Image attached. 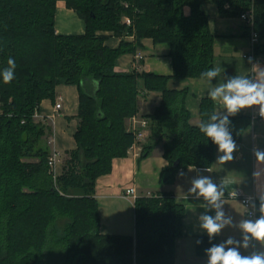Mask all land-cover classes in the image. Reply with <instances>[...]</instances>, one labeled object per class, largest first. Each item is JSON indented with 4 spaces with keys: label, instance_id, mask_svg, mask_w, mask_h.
Wrapping results in <instances>:
<instances>
[{
    "label": "trees",
    "instance_id": "trees-1",
    "mask_svg": "<svg viewBox=\"0 0 264 264\" xmlns=\"http://www.w3.org/2000/svg\"><path fill=\"white\" fill-rule=\"evenodd\" d=\"M59 1L84 20V34L56 32ZM206 3L222 17H240L253 7L260 34L255 51L264 53V0H0V72L8 58L16 61L11 83L0 76V264H175L186 209L174 195L138 197L134 236L104 235L95 184L112 171L114 159L129 155L134 136L126 122L137 115L144 91L160 93L161 102L147 118L150 140L139 159L163 143L168 166L160 183L174 184L189 167L213 166L216 145L190 123L188 91L169 86L174 79L206 78L201 73L214 66ZM99 32L134 35L135 41L111 48ZM146 38L169 44L172 75L115 70L118 58L135 53ZM90 81L97 83L95 91ZM60 84L78 87L79 124L77 148L56 177L42 145L46 127L35 117ZM216 105L202 100L201 123L210 122ZM228 119L232 138L240 141L251 120ZM60 220H66L62 227ZM213 246L215 238H197V256L208 257Z\"/></svg>",
    "mask_w": 264,
    "mask_h": 264
},
{
    "label": "crops",
    "instance_id": "crops-1",
    "mask_svg": "<svg viewBox=\"0 0 264 264\" xmlns=\"http://www.w3.org/2000/svg\"><path fill=\"white\" fill-rule=\"evenodd\" d=\"M208 15L210 30L214 34V66L221 68L219 76L212 78H179L170 82L171 89L187 90L185 99L186 109L189 111L190 123L194 126L201 124V102L210 98L212 88L220 83H226L235 76H244L253 82L260 79L264 71V53L255 51V58H249L251 41L246 24L239 17H222L215 4L206 3L202 6ZM189 9H187L188 12ZM86 24L78 14L69 9L65 2L57 4L56 32L64 35H81L85 33ZM106 35V45L117 48L122 41L133 43L135 37L115 36L113 32H99ZM142 48L135 53L120 56L116 62L115 70L119 72H150L158 75H172L173 62L169 55V44H156L150 38L142 40ZM90 88L95 91L97 83L90 81ZM161 94L157 92H142L138 97V113L142 118H148L159 106ZM57 103L62 108L56 110ZM215 114L228 115L222 103L216 102ZM79 90L75 85L60 84L56 87L54 100L45 99L40 104L36 113V121L47 129L48 150L50 156L55 152L60 153V158L54 168L55 176L63 174L64 165L69 157V152L77 148L74 135L77 131L79 120ZM260 112V106L254 105L241 109L235 115L228 117L248 118ZM244 122L237 123L236 133L240 132ZM130 127V119L126 122ZM45 136V137H46ZM50 140V142H49ZM148 139L143 145L149 144ZM236 151L233 159L220 162L218 157L223 153L218 151L216 145V160L211 168L201 169L189 167L181 170L174 184L163 185L160 183L161 172L168 166L164 158L163 143L158 144L152 154L143 159L129 154L125 158H116L112 163V171L99 177L95 184V197L99 203L100 233L104 235L134 236L135 234V201L125 197V191L131 186L137 189V198L151 196L154 193L170 192L178 204L186 209L182 224V237L176 242L175 264H208L209 257H199L196 254V242L199 237L215 238L216 246L225 245L236 249L241 256L264 254V241L252 238L245 233L240 224L248 220L255 222L264 212L261 205L264 203V161H259L254 152L264 151V118L256 120L243 130L240 141H236ZM201 177H209L223 194L240 190L245 196L254 198L256 218L247 217L246 209L239 199L221 197L218 201L222 205L224 220L230 223L211 237L202 228L203 215L215 217L217 209L208 200L199 195V190L191 191L193 182ZM245 236H248L245 241ZM231 239V245L226 242ZM245 244L247 246L245 247Z\"/></svg>",
    "mask_w": 264,
    "mask_h": 264
},
{
    "label": "clouds",
    "instance_id": "clouds-1",
    "mask_svg": "<svg viewBox=\"0 0 264 264\" xmlns=\"http://www.w3.org/2000/svg\"><path fill=\"white\" fill-rule=\"evenodd\" d=\"M7 64L8 67L0 72V76H2L5 84L11 83L15 78L16 61L10 57ZM220 73L221 68L213 66L201 73V75L210 81L212 78L219 76ZM209 96L213 102L222 103L228 115L222 118H218L216 114L211 115L210 122L207 124L201 123L199 130L218 146V151L223 153L218 159L223 163L233 159L232 154L237 148L236 142L232 138L228 128V125L231 123L228 116L235 115L241 109L259 105L260 115L264 117V71L260 73V79L256 82L244 76H235L226 83H220L218 86L212 88ZM254 155L259 161H264V151L256 150ZM197 189L199 190V195L203 196L217 209L215 217L203 215L200 218L203 221L202 228L211 237L218 233L225 224L230 223V219H223L224 213L220 210L222 205L218 203L223 196V192L218 191V186L209 177L196 179L193 182L191 191L195 192ZM261 211L264 212V203L261 205ZM240 227L245 233L250 234L252 238L264 241V215L255 222L242 221ZM247 239L248 236H245V241ZM226 243L231 245L233 241L229 239ZM246 246L247 244H245ZM207 253L209 257L208 264H264V254H254L247 257L241 256L234 248H229L225 251V245L223 244L211 247L207 250Z\"/></svg>",
    "mask_w": 264,
    "mask_h": 264
},
{
    "label": "built area",
    "instance_id": "built-area-1",
    "mask_svg": "<svg viewBox=\"0 0 264 264\" xmlns=\"http://www.w3.org/2000/svg\"><path fill=\"white\" fill-rule=\"evenodd\" d=\"M247 26L249 38L251 41V53L249 58H255V48L260 41V34L256 30L255 26V13L253 7H251L246 12L242 13L239 17ZM135 37L134 35H131ZM56 110L62 108L61 103H57L55 106ZM264 118L260 115V112L256 114H252L250 120L254 123L256 120ZM130 133L134 136V142L129 150V154H133L135 157H140L143 151V143L149 139L150 136V121L147 118L139 117L138 115L133 116L130 119V127L128 129ZM60 158V153L55 152L49 158V166L54 172V168L56 167L57 161ZM125 197L130 198L132 200L137 199V189L135 186H131L125 191ZM222 197H227L230 199H239L246 209L247 217L250 219L256 218L255 207H254V198L245 196L240 190L230 191L228 193L223 194Z\"/></svg>",
    "mask_w": 264,
    "mask_h": 264
},
{
    "label": "rangeland",
    "instance_id": "rangeland-1",
    "mask_svg": "<svg viewBox=\"0 0 264 264\" xmlns=\"http://www.w3.org/2000/svg\"><path fill=\"white\" fill-rule=\"evenodd\" d=\"M60 2V1H59ZM35 120H36V117H35ZM37 122V121H36ZM37 123H39V122H37ZM46 133H47V129H46ZM46 136V135H45ZM43 137V141H42V145L45 147V146H47V145H49L48 144V140H47V136L46 137ZM49 142H50V140H49ZM68 159H69V157H68ZM67 161V160H66ZM65 222H66V220H60V222H59V226L60 227H62V226H64V224H65Z\"/></svg>",
    "mask_w": 264,
    "mask_h": 264
},
{
    "label": "water",
    "instance_id": "water-1",
    "mask_svg": "<svg viewBox=\"0 0 264 264\" xmlns=\"http://www.w3.org/2000/svg\"><path fill=\"white\" fill-rule=\"evenodd\" d=\"M177 164H175L174 166H176Z\"/></svg>",
    "mask_w": 264,
    "mask_h": 264
}]
</instances>
